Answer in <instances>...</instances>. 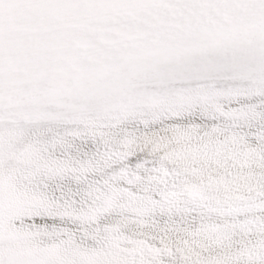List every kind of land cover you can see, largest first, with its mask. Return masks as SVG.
<instances>
[{
	"label": "snow or ice",
	"instance_id": "obj_1",
	"mask_svg": "<svg viewBox=\"0 0 264 264\" xmlns=\"http://www.w3.org/2000/svg\"><path fill=\"white\" fill-rule=\"evenodd\" d=\"M0 264H264V0H0Z\"/></svg>",
	"mask_w": 264,
	"mask_h": 264
}]
</instances>
